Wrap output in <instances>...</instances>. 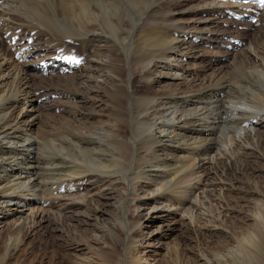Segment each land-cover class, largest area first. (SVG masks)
Listing matches in <instances>:
<instances>
[{"label": "bare ground", "instance_id": "1", "mask_svg": "<svg viewBox=\"0 0 264 264\" xmlns=\"http://www.w3.org/2000/svg\"><path fill=\"white\" fill-rule=\"evenodd\" d=\"M184 1H188L186 12L204 16L200 21H191L194 24L198 23L196 29H189L178 16L172 17L174 13L172 10L177 8L180 0L175 4H171L168 0H66L64 6L72 16L73 21L70 24L72 28L63 30L66 35H58L55 38V33H60L55 27L57 29L61 27L58 28L57 22L55 26L51 25L54 17L41 18L40 12L38 15L34 13L30 5L32 3L29 2L27 7L25 0H0V202H5L6 206L10 204L18 206L22 195L26 194L32 197L28 205L43 204L47 199L42 197L41 188L49 189L51 197L55 200L64 199L86 180L100 181L105 176L104 172L109 171L108 169L122 171L124 167L120 169L121 165L128 163L129 167V163L135 161L139 164L136 169L130 168V181L139 182L143 179L144 185L161 182L159 189L155 190L156 196L159 198L163 191L167 190L166 193L171 195L175 206L187 212L195 202L191 198V191L187 193L189 188L186 189L182 185V180L188 173L191 176L201 168V157L210 150L217 149L216 153L218 152L212 160H209L214 175L216 172H223L221 170L224 169L231 177L227 179L228 182L218 183L213 175H210L203 189L206 196L204 198H207L203 202L210 203L209 195L211 197L217 192L233 191V180L238 182L242 179L241 176L251 177L248 174H258L252 162L242 163L230 170L223 159H226L228 154L251 157V153L255 152L252 150L259 151L252 156L254 160L256 158L263 160L260 153L264 157V8H259L257 4L206 0L197 11H194V7L190 4L194 0ZM162 8L169 12L168 16L164 15ZM246 9L255 12L257 21L244 22L241 30L235 29L232 25L235 23H231L227 16L230 12L243 13ZM15 15L22 21L15 22L13 20ZM157 15L164 17V20H156ZM220 24L224 27H220ZM50 25L53 27L51 28ZM118 26L121 28L119 35L115 37V41L118 42L116 45L115 42L110 43L106 36L111 35L110 28H119ZM43 27H47V32L42 30ZM187 33L189 37H186ZM122 34L131 36L130 45L126 44L127 37ZM86 35H89L87 41H94L97 50L106 54V59L94 60L80 57L77 53L71 54L69 50L71 48H68L70 46L61 41L63 37H68L67 40L70 37L81 39L84 44L86 40L83 38ZM36 36H45V42L49 45L46 43L34 45L33 40ZM236 39L239 40V44L235 43ZM55 44H57L56 48ZM200 44L231 49V52L227 53L229 58L226 66L218 67L216 70H212L214 66H207V69H211L208 76L201 77L205 70L202 73L191 72L190 67L187 66L196 58L194 52ZM118 46L132 47L135 51L130 55ZM146 46L151 47V50L147 49L148 54L142 50ZM54 48L57 51L65 50L55 52ZM31 56L33 60L27 61ZM167 56H173V60L168 62ZM188 57L191 58L190 61ZM117 60L121 65L116 63ZM124 60L125 62L130 60L132 63L126 66ZM29 62L37 63L41 70L42 66L49 62L63 71L71 68L69 73H72L74 68L82 69L80 85L84 96L79 97L75 91L73 92L75 94L72 92L57 94L59 98H67L71 107L67 110L69 112L67 118L62 115L63 112L58 117L59 123L67 124L69 128L64 139L65 143H61L60 153L58 152L55 159L52 160V157L49 160V166L43 167L52 173L54 171L52 177L50 175L51 179H47L50 182L42 180L45 176L41 178L37 176L38 174H33L42 168V165L39 164L40 156L34 146L39 141L30 131L37 113L33 104L34 98L28 91L27 63ZM134 70L142 74L143 82L148 85L154 84L155 81L150 78L145 79L143 76L153 71H156V76L161 75L170 79L172 85L168 88V93L161 97L156 96L157 98L152 96L145 103L144 99H147V96L142 94L140 97L133 91L130 78ZM120 72L129 73L127 85ZM189 76L191 78L188 80ZM99 82L109 85L108 88L98 84ZM99 89L105 90L103 94H106L111 104H114L110 105L109 109L117 119L110 124L105 121L97 123L102 116L93 109L102 103L103 97L98 98ZM83 102L89 104V109L86 111L80 108V103ZM236 104H244L245 107L242 109L233 107ZM164 109L175 111L176 120L174 122L168 120V124L174 129L164 134L152 133L151 128L157 121L154 119L163 115ZM121 125L125 127L124 131H121ZM221 135L224 144L217 147ZM248 137L252 143L248 141ZM72 147L90 153L94 156L92 164L95 166L101 164L106 171H99V174L93 172L91 168L77 171L71 160ZM237 156H234L233 161H238L240 157ZM124 169L123 172L128 175L129 169L127 167ZM148 171H154V174L159 176L153 177L151 176L153 173L149 174ZM150 177L153 179L149 180ZM117 182L114 183L116 186L123 184L122 181ZM47 185L54 189H50ZM238 189L242 190L246 198H250V202L255 205L253 213L239 212L233 223L237 225V222L241 221V226L219 230L216 234L218 238L221 237L228 242L225 248L219 247L214 250L201 248L197 253L195 264H264V256L262 257L258 247L259 241L262 242L264 239V233L260 232L264 230V200L260 199V191L255 185L250 184L247 188ZM108 192L91 196L82 204V214H103ZM263 195L264 192L261 196ZM124 196L126 194L119 196L115 209L119 211L117 218L122 223L120 228L124 233L122 240L136 249L134 255L130 257V264H154L144 257L142 249L156 243L157 236L148 230L146 237L136 239L134 236L137 231L134 227L136 224L130 225L126 218L125 205L127 204V207L129 202L123 205ZM78 207L79 205L71 203L69 207H63L64 214L59 216L66 215L74 219L79 215L76 212ZM158 212L161 214L155 217L159 221L156 234L169 235L175 227L161 229L165 225L168 226V221L173 220L175 212L161 211V209ZM74 213L77 214L74 216ZM184 219L183 215L180 216L179 223ZM41 220L44 221L42 214L37 213L26 218L18 217L13 221L12 229L23 228L26 225L35 227ZM223 221L221 214L217 219L210 220L213 230L222 227ZM184 227L190 229L189 225L184 224ZM235 228L241 229V235H237L236 230H232ZM110 230L117 231L111 226ZM75 238L72 236L68 241L69 248L76 252L82 251L83 245L76 242ZM210 241L211 238L206 235L194 237L197 245L207 247ZM138 247L141 249L137 250ZM190 257L183 253V259L178 260L176 264H189Z\"/></svg>", "mask_w": 264, "mask_h": 264}, {"label": "rangeland", "instance_id": "2", "mask_svg": "<svg viewBox=\"0 0 264 264\" xmlns=\"http://www.w3.org/2000/svg\"><path fill=\"white\" fill-rule=\"evenodd\" d=\"M35 1L36 0H25L26 6L28 7V5L32 3L30 5H32L34 13L38 15L40 12L39 15L41 16V18H45L49 16L52 19L54 17V19H52L54 20V22L51 25L55 26V23L57 22V24L59 23L58 28L61 27L60 29H57L55 27V30L60 32V33H55V38L58 35H66V33H64L63 30L72 28V25L70 24H72L73 21V19L71 18L72 16L70 14V11L67 10V8L64 6L66 0L65 1L37 0L36 1L37 3ZM168 1L171 4H175L177 2V0L175 1L168 0ZM205 1L206 0H194L190 4L194 7V11H197ZM178 3H179V5L177 6L178 9L174 8L172 10V12H174L172 17L174 18L178 16L183 23L187 24L189 29L198 28L199 26L198 23L194 24L191 21L193 20L200 21L202 17H204L203 14L192 15L186 12V9L188 7L187 5L188 1L180 0V2ZM161 11L164 13L165 16L169 15V12H166L165 8H162ZM25 15H27V13H25ZM67 19L69 20V22ZM155 19L158 21H163L164 17H160L159 15H157ZM13 20L17 23L22 21L20 17L17 15L13 16ZM230 22L232 23L233 21ZM17 23L15 24L18 25ZM51 25L50 27L52 28L53 26ZM64 25H68V26H64ZM232 25L233 27H235V24ZM219 26L224 27L223 24H220ZM118 27L119 28L117 27H113V29L110 28L112 36L109 34L108 36H106V39H108L110 43L115 42L116 45L118 44V42L115 41V37L119 35L118 32H120L119 29L121 28V26ZM241 27L242 24L239 25L238 27H235V29L238 28V30H241L242 29ZM44 28L45 27H43L42 30L44 32H47L46 29L47 27L45 29ZM122 36L127 37L125 34H122ZM88 37L89 35H86L85 38H83L84 40H86V43L84 44L82 43L81 39H72L70 37L69 40H67L68 37H63L61 41L65 42L66 45H69L70 47L68 48H71L69 50L76 51L75 53H77V55H79L80 57L94 59V60H101L103 58L106 59V54H103L97 50L96 43L94 41L92 40L87 41ZM186 37H189V33H187ZM45 40H46L45 36H36L33 40V43L34 45L45 44L46 43ZM224 40L227 41V38H224ZM126 42L127 45H130L131 42L130 35H128V37L126 38ZM46 44L49 45L48 43ZM56 45L57 44H55V48ZM55 48L53 50L55 52H62L65 50L62 49L60 51H57V49ZM58 48L60 49L59 46ZM119 48L122 51L128 52V54L130 55L132 54V52L135 51L132 47H119ZM144 48L145 47H143L142 50L143 51L145 50V53L147 54L149 53L147 49L151 50V47L149 46H146L145 49ZM227 50L229 49L225 47L216 48L213 46L212 47L209 46V44H204V45L200 44V46H197L194 52L196 58L192 60L193 62H190V64L187 67L188 68L190 67L189 70L191 72L200 71V73H202L205 70L204 75L201 74V77L208 76L209 73H211L209 72L211 71V69H207V66H214L212 70L213 69L216 70L218 69V67L221 66H226L229 58L227 53H230L231 49L229 51ZM32 58L33 56L29 57L27 61L29 59L33 60ZM212 58L215 61H213ZM190 59L191 58L188 57L189 61ZM172 60H173V56H167L168 62H171ZM135 62H137V59L135 60ZM116 63L118 65H121L120 61L118 60L116 61ZM123 63L126 66L127 65L130 66L132 62L130 60L125 62L124 60ZM27 64H28L27 70L29 73L28 91L30 92V95L33 96L34 98L33 104L35 106L37 113V117L30 131H32L31 134L35 136L39 141L38 143H35L36 145L34 146H35V151L40 156V159L38 160L40 161L39 164L40 166L42 165L41 166L42 168H40L39 170H37L36 173L34 172L33 174L34 175L38 174L37 176H41V178L42 176H45L43 177L42 180L45 179L46 181L48 178L49 180L51 179L54 171L52 173V171L43 167L49 166L48 163H50L49 160L52 157H53L52 160L55 159V156L60 151L61 143L62 144L65 143L64 139L68 134L67 132L69 129L67 128L68 127L67 124L64 125L60 124L58 120V117L61 112H63L62 115L64 117L66 118L68 117L67 115L69 112L67 110L71 107L69 100L67 98H64L63 97L64 95L62 96L63 98H59L57 94L64 92L73 93L75 91L79 97H83L84 92L82 90V86L80 85V82L82 80V78H80L82 69L81 67L74 68L73 72L69 73L71 68L63 71L62 69L55 68V64L53 63L51 64L50 62L46 64L44 67L42 66V70L40 69L39 65H36L37 63L29 62ZM137 71L136 70H134L133 72L131 71L132 77L130 79H132V88L134 93L138 94L140 97L142 96V94L147 96V99H144V102L146 100L149 101L148 99H150V97L152 96L161 97L164 96L166 93H168L167 92L168 88L172 85L170 83L172 82L170 79H166L161 75L156 76V71H153L143 76L145 79L150 78L151 80L153 79V81H155L154 84L151 83L150 85H148V83L143 82L144 80L142 79V74L138 73ZM128 74H129L128 72H120L122 79L123 80L125 79L126 85L127 82H129V79H127ZM190 78L191 76H189L187 79L189 80ZM196 83L198 84V81ZM98 84L105 86L106 88H108L109 86V85H103V83L101 82H99ZM108 91L110 92L111 89ZM103 92H105V90L99 89L98 98H100L101 96L103 97L102 103L100 106L94 107L93 110L96 113H99V115L101 114L102 116L101 117L102 119L97 120V123L105 121V123L110 124L116 121L117 119L116 117H114V114L109 109L110 105L113 106L114 104H111L110 99L106 94H103ZM88 105L89 104H86L84 102L80 103L81 110L86 111L87 109H89ZM233 107L242 109L245 107V105L236 104L233 105ZM172 112H173L172 109H168V110L166 109L163 115L156 117L154 119L157 121L151 128L152 133L158 132L164 134L174 129L171 127L170 124H168L169 121L174 122L176 120L175 119L176 114L174 113L175 111L173 113ZM150 123H152L151 120ZM124 130L125 127L121 125V131ZM230 135H232V132H230ZM252 138H256V137L252 136ZM222 139L223 136L221 135L220 140L217 142L218 144L217 147H221V144H224V139L223 140ZM248 141L252 143V140L249 137H248ZM80 149L81 148L78 147H72L70 151V154L72 153L71 160L74 163L77 171H80L82 168H86V169L91 168V170H93V172L97 174L106 171V168L101 164H98L99 166L98 165L95 166L94 164H92L94 163V156H92L90 153L86 151L83 150L80 151ZM216 150L217 149L210 150L206 155H203L201 157L202 162L200 163L202 165L201 168H199V170H197L191 176H189L188 173L187 175L188 177L186 176L182 180V185L186 189L189 188L187 190V193L191 191V198L195 202V205H193L189 210H187V212H185L184 209H179L175 206L172 198L170 197L171 195L166 193L167 190L163 191L164 193H162V195H160L159 198L156 196L157 192L155 190L159 189L158 186L161 184V182L155 185H150V184L144 185L143 179H141V181L139 182L132 180L130 181L129 180V177L131 178V174L129 173L130 170L132 168L136 169V167L139 164L135 161L134 162L131 161L132 163L131 162H130L131 164L129 163V167H128V163H124L123 165L120 166V169H122V166L124 168L127 167V169H129V171H127V174L129 176L126 175L125 172H123V170H125L124 168L122 171H117V172L114 170V168L108 169L110 172L109 171L104 172L105 176L103 179H101L100 181H94L93 179L86 180L84 184H80L79 187L74 189V191L71 192L69 197H66L64 199L55 200V198L51 197V193L49 189L41 188L42 197L47 199V201L44 202L43 204L38 203L37 205L34 203L32 205L31 204L28 205V202L32 199V197H30V195L28 197L26 194L22 195L21 201L18 206H11V204L6 206V204H4L5 202L3 203L0 202V205H2L0 206V219L5 217L0 221V264H130L131 263L130 257L134 255L136 249L126 244V241L122 240L124 237V233L120 229L122 228V223L120 219L117 218V214L119 213V211L115 209L117 208V202L121 194H126V196H124V198L122 199V203H124L123 205L129 202L128 205L129 207L128 206L126 207L127 204L125 205V210L127 211L126 218H128L127 220H129L130 225L134 226L136 224L134 226L137 229L134 235L136 239L139 240L141 239V237H146V233L148 230L154 232L153 234L157 236L156 243L154 242V239H152L154 244H152L153 242L150 241L152 242L151 243L152 245L150 247H146L145 249H142V253L143 255H145L144 257L148 258L150 262H153L154 264H171V263L176 264L178 260H180L183 257V253H184L187 254V256L189 257L191 256L189 260V264L197 263L196 262L197 253H199L201 248L204 247L205 249H209V250L218 249L219 247L225 248L226 243L228 242L225 241V239L222 240L221 237L218 238L216 234L219 230H227L228 228L231 229V227L234 226L235 227L241 226L242 225L241 221L237 222V225L233 223L237 219L236 217L239 215V212L240 213L243 212L247 214H250V212L253 213L252 210H254L255 205H253V203L250 202L251 199L246 198V195L242 193L243 191L238 188H247L250 184H252L255 185L257 189H259L261 194L262 192H264V168L262 169L264 157L260 153V157H262L263 160H258L257 158L254 160L252 156L258 154L259 151L252 150L255 152L251 153V157L248 155H247L248 157L238 155L240 157L239 158L237 154L236 155L228 154L226 156V159L223 160L225 164L228 166V169L230 170L237 168L242 163L247 164L248 162H252L254 163L253 165H255L254 167L258 170L257 171L258 174L257 173L254 175L248 174L251 177H246L245 175L241 176L242 179H239L238 182L236 180H233V184H234V187L232 189L233 191H231L230 193H227L226 191L221 193L217 192L211 195V197L209 195L210 203L207 202L205 203V201L203 202L204 199L205 200L207 199L204 198L206 196L203 189H205L204 188V186H206L205 183L208 182L210 175H213L214 179L218 183L222 181L228 182L227 179L231 177V175L228 174L229 172L224 169L221 170L223 172H216L215 175L214 172H212L209 160H212V158L215 157V155L218 153V152L216 153ZM234 156L235 157L237 156V158H239L238 161H233L235 159ZM78 161H80V163ZM44 162L48 165H46ZM100 166H102L103 168L102 167L100 168ZM150 170H152V168ZM38 171H40L41 173ZM253 172L254 171H252V173ZM148 173L149 174L153 173V175L151 174V176L153 177L156 175L159 176L156 173L154 174V171H148ZM220 177L222 179H220ZM152 179L153 178L151 177L149 178V180ZM49 180H47L46 182H50ZM120 181H122L123 184H118L117 186L114 184L115 182L120 183ZM47 187L50 188L49 185H47ZM50 189H54V188H50ZM107 191H109L108 198L106 200L107 203H105L104 205L103 214L100 213L89 214V215L82 214L83 209L81 208V206L83 203H86L91 196L100 195L101 193ZM260 193H259L260 199L264 200V198H261L264 195L261 196ZM71 203H75L76 205H79V207L76 209V212H78L79 215L75 216V214L77 213H74L75 216L74 219H70V217L66 215L59 216L60 214H64L62 211L63 207L65 206L69 207ZM160 209L161 211L169 210L171 212H175V217L173 218V220L168 221L169 222L168 226L165 225L166 227L163 226L161 229V230L163 229L166 230L168 227H175V229L170 231L169 235L166 236H162V234L159 233L156 234L159 221L155 217L156 216L158 217V215L161 214L160 212H158ZM34 213L42 214L44 221L41 220L40 221L41 224L39 223L35 227L33 226L27 227L26 225L23 228H16V230L12 229L13 221L18 219V217L26 218L29 217L30 215H33ZM128 213H129V217H128ZM219 214L223 216L224 219L222 224L223 226L222 227L220 226V228L217 227L218 229L215 228L216 230L215 231L213 230L214 229L212 227L213 224H211L210 220L217 219ZM182 215L185 217V219L182 223H179L178 220ZM170 219L172 218L170 217ZM184 224L186 226L189 225L190 229L185 228ZM110 226L111 228L117 231H111ZM223 227H225V229H223ZM178 228L179 230H177ZM232 230H236V232L238 233L236 234L241 235L240 234L241 229L235 228ZM260 232L264 233V230H261ZM73 234L75 235L76 238L74 237ZM201 235H206L209 238H211V241L207 245V247L202 245H197L194 242V237L197 236L199 237ZM72 236L73 238H75L76 242L78 241V243L83 245L84 249L82 251L76 252L72 250L71 247L69 248L68 241L71 240L70 238H72ZM258 247L263 257L264 239L262 240V242L259 241ZM140 249L141 247L137 248V250Z\"/></svg>", "mask_w": 264, "mask_h": 264}]
</instances>
